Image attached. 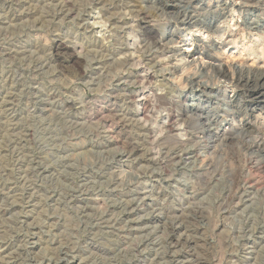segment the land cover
<instances>
[{
  "label": "rangeland",
  "instance_id": "374dc122",
  "mask_svg": "<svg viewBox=\"0 0 264 264\" xmlns=\"http://www.w3.org/2000/svg\"><path fill=\"white\" fill-rule=\"evenodd\" d=\"M256 70L264 0H0V264H264Z\"/></svg>",
  "mask_w": 264,
  "mask_h": 264
},
{
  "label": "bare ground",
  "instance_id": "6f19581e",
  "mask_svg": "<svg viewBox=\"0 0 264 264\" xmlns=\"http://www.w3.org/2000/svg\"><path fill=\"white\" fill-rule=\"evenodd\" d=\"M66 1H68V0H66ZM61 3H62V2H61ZM64 4H66V3H64ZM64 4H63V5L61 4V5H62V6H65ZM67 4H68V3H67ZM61 5H60V8H61ZM68 5L70 6V4H68ZM225 5H226V4H225ZM70 7H71V6H70ZM229 7H230V6H229ZM60 8H59V9H60ZM63 8H64V7H63ZM67 8H68V7H67ZM71 8H72V7H71ZM62 10H63V9H62ZM62 10H61V11H62ZM68 10H69V9H68ZM63 11H64V10H63ZM66 11H67V9H66ZM66 11H65V12H66ZM72 11H73V8H72ZM68 12L71 13V11H67L65 14H67ZM59 13H60V10H59ZM15 15H16V14H15ZM22 15H23V14H22ZM224 17H225V16H224ZM16 18H17V17H16ZM193 18H194V17H193ZM202 18H203V17H202ZM219 18H220V17H219ZM222 19H223V18H222ZM191 20H192V19H191ZM220 20H221V19H220ZM205 21H207V23H208V24H211V26H212L213 23H215V22L217 21V19H216L215 17H212L211 19H206ZM218 22H219V21H218ZM201 23H202V21H201ZM216 25H217V24H216ZM216 25H215V26H216ZM206 27H207V26H206ZM212 27H213V26H212ZM213 29H214V28H213ZM210 30H211V29H210ZM199 31L201 32V30H199ZM214 31H215V30H214ZM161 43H162V42H161ZM52 48H53V47H52ZM66 49H67L66 43L63 44L62 42H58V43L56 44V50H57V52H62V53H63V51H64V50L66 51ZM65 51H64V53H65ZM59 55H60V54H59ZM57 56H58V55H57ZM73 56H74V54H73ZM148 57H149V56H148ZM126 58H127V57H126ZM128 59H129V58H128ZM77 60H78V59H77ZM137 61H138V60H137ZM79 62H80V61H79ZM220 66H221V65H220ZM235 67H236L237 70H239V71H242V70L245 68V66H243V65H236ZM219 69H221V68H219ZM222 70H223V69H221V71H222ZM262 71H263V70H262ZM219 72H220V70H219ZM256 72H258V73H257V74H254V75H252V76H248V80H249V82H252V83L255 85V86L252 85V86H254L253 88H255V89L258 88V89L262 92V91H264V72H261V71H260V73H259V71H257V70H256ZM222 73H225V72H222ZM140 74H141V73H140ZM240 75H241V74H240ZM242 77H244V76H242ZM243 80H244V78H243ZM246 80H247V79H246ZM246 80H245V81H246ZM245 83H246V82H245ZM248 84H249V83H248ZM242 86H243V85H242ZM244 86H246V85H244ZM244 86H243V87H244ZM248 88H250V86H249ZM251 88H252V87H251ZM253 90H254V89H253ZM261 92H260V93H261ZM249 94H250V93H249ZM254 94H255V93H254ZM262 94H263V93H262ZM138 97H139V96H138ZM144 97H145V96H144ZM139 99H140V98H139ZM142 99H143V98H141L140 100H142ZM241 99H242V98H241ZM248 99H249V98H248ZM250 99H251V98H250ZM133 100H134V99H133ZM144 100H145V99H144ZM144 100H143V101H144ZM239 100H240V98H239ZM257 100H259V99H257ZM69 101H71V100H69ZM235 101H236V100H235ZM135 102H136V101H135ZM247 102H248V101H247ZM234 104H235V103H234ZM238 104H239V103H238ZM70 105H71V104H70ZM236 105H237V104H236ZM245 105H246V104H245ZM254 105H255V104H254ZM254 105H253V106H254ZM141 106H142V105H141ZM248 106H249V105H248ZM133 107H134V106H133ZM142 107H143V106H142ZM105 108H106V107H105ZM113 108H114V107H113ZM137 108H138V105H137ZM137 108H136V109H137ZM140 108H141V107H140ZM143 108H144V107H143ZM240 108H241V107H240ZM116 110H117V108H116ZM134 110H135V109H134ZM143 110H144V109H143ZM143 110H142V109H139V112L142 114V113H143ZM114 111H115V109H114ZM242 111H243V110H242ZM143 116H144V115H143ZM134 117H135V116H134ZM168 117H169V116H168ZM168 117H167V118H168ZM143 118H144V117H143ZM171 118H172V117H171ZM135 119H136V118H135ZM135 119H134V120H135ZM129 120H130V118H129ZM141 120H142V115H141ZM141 120H140V117H139L138 122L140 123ZM163 120H164V119H163ZM136 121H137V120H136ZM143 121H144V122H142V121H141V122L143 123V125H145L147 122H146L145 120H143ZM167 121H168V119H167ZM167 121H165V122L168 123ZM174 121H175V120H174ZM128 122H129V121H128ZM171 122H172V121H171ZM174 123H175V122H174ZM179 123H180V122H178V124H179ZM124 124H125V123H124ZM169 124H171V123L169 122ZM180 124H181V123H180ZM132 125H133V124H132ZM139 125H140V124H139ZM141 125H142V124H141ZM141 125H140V126H141ZM172 125H173V124H172ZM174 125H175V124H174ZM174 125H173V126H174ZM127 126H128V125H127ZM145 126H147V125H145ZM145 126H144V127H145ZM176 126H177V125H176ZM176 126H175V127H176ZM182 126H183V125H182ZM182 126L179 125L178 127H179V128H180V127L182 128ZM211 126H212V125H211ZM167 128H168V127H167ZM169 128H170V127H169ZM171 128H172V127H171ZM211 128H212V127H211ZM214 128H215V127H214ZM243 128H244V127H243ZM144 129H146V128H144ZM152 129H153V128H152ZM217 129H218V128H217ZM167 130H168V129H167ZM245 130H246V129H245ZM111 131H112V130H111ZM111 131H110V132H111ZM144 131H145V130H144ZM146 131H147V129H146ZM216 131H217V130H216ZM172 132H174V131H172ZM181 132H182V131H181ZM212 132H213V131H212ZM212 132H211V133H212ZM251 132H253V131H251ZM155 134H156V133H155ZM175 134H177V133H175ZM178 134H179V136H182V135H180V133H178ZM182 134H183V133H182ZM212 134H213V133H212ZM247 134H248V133H247ZM114 135H115V134H114ZM140 135H142V134H140ZM143 135H144V133H143ZM173 136H174V135H173ZM215 137H217V136H215ZM181 138H182V137H180V139H181ZM183 138H184V136H183ZM179 144H180V143H179ZM182 146H183V145H182ZM178 153H179V152H178ZM175 154H176V153H175ZM129 156H130V155H129ZM179 156H180V155H179ZM175 158H176V157H175ZM4 196H5V195H4ZM71 196H72V195H71ZM81 196H82V195H81ZM86 206H87V205H86ZM123 206H124V205H123ZM89 207H90V206H89ZM9 208H10V207H9ZM87 208H88V207H87ZM5 209H6V208H5ZM82 209H83V208H82ZM6 210H7V209H6ZM84 211H85V210H84ZM86 211H87V209H86ZM182 215H183V214H182ZM177 216H178L177 219L180 218V217H179V214H178ZM181 217H185V216H181ZM153 218H154V217H153ZM173 218H176V217H173ZM186 218H187V217H186ZM99 219H100V218H99ZM102 219H103V218H102ZM187 219H189V218H187ZM187 219H184V221L187 220ZM198 219H199V217H198ZM174 220H175V219H174ZM182 220H183V219H182ZM98 221H99V220H98ZM106 221H107V220H106ZM170 222H171V220H170ZM172 222H173V221H172ZM172 222H171V223H172ZM185 222H186V221H185ZM101 223H102V222H101ZM176 223H177V222H176ZM183 223H184V222H182L180 225L178 224L179 226L177 227V232H178V231H181V233H182V231H183V234H184V230L186 231V229H185L184 226L187 225V224L185 223L184 226H183V225H182ZM189 225H190V224H189ZM167 226H168V225H167ZM170 226H171V225H170ZM190 226H191V225H190ZM190 226H188V228H189ZM171 227H172V226H171ZM173 227L176 228L175 225H174ZM96 228H97V227H96ZM174 228H173V229H174ZM188 228H187V229H188ZM183 229H184V230H183ZM198 229H199V228H198ZM170 230H171V229H170ZM190 230H191V229H190ZM190 230H188V231H190ZM172 231H173V230H172ZM192 231H193V230H191V232H192ZM194 231H195V230H194ZM171 233H172V232H171ZM178 234H179V233H178ZM186 234H187V232L185 233V235H186ZM196 234H197V233H196ZM179 235H180V234H179ZM179 235H178V236H179ZM187 235H188V234H187ZM192 235H193V234H192ZM189 236H190V233H189ZM189 236H188V237H189ZM194 236H195V235H194ZM179 237H180V236H179ZM188 237H187V238H188ZM201 237H202V236H201ZM175 238H176V237H175ZM175 238H173V239L171 240V242H170V243H171L170 246H171L172 248H170V247H169V248L171 249V251L173 250L174 247H176V246L182 241L180 238H179V239H177V238L175 239ZM193 238H194V237H193ZM193 238H192V239H193ZM183 239H184V238H183ZM195 239H196V238H195ZM197 239H198V238H197ZM190 240H191V239H190ZM169 241H170V240H169ZM183 241H185V240H183ZM186 241H188V240H186ZM186 241H185V242H186ZM198 241H199V240H198ZM198 241H197V242H198ZM163 242H167V240H166V241H163ZM181 243H182V242H181ZM186 243H187V242H186ZM186 243H184V244H186ZM7 244H8V243H7ZM161 244H162V243H161ZM184 244H183V245H184ZM99 245H100V244H99ZM163 245H164V244H163ZM167 245H168V244H167ZM180 245H181V244H180ZM191 245H192V244H191ZM161 246H162V245H161ZM165 246H166V245H165ZM165 246H164V247H165ZM193 246H194V245H193ZM1 247H2V246H1ZM169 248H168V249H169ZM192 248H194V247H192ZM165 249H166V248H165ZM197 249H198V248H197ZM163 250H164V249H163ZM18 251H19V250H18ZM167 251H169V250H166V252H167ZM173 251H175V250H173ZM173 251H172V252H173ZM196 251H197V250H196ZM163 252H164V251H163ZM166 252H165V253H166ZM180 252H181V251H180ZM182 252H183V251H182ZM161 253H162V252H161ZM173 253H174V252H173ZM175 253H176V252H175ZM191 253H192V252H191ZM193 253H194V252H193ZM196 253H197V252H196ZM158 254L161 255V256H163V255L166 256L167 253H166V254H163V255L160 254V253H158ZM171 254H172V253H171ZM180 254H181V253H180ZM185 254H186V253H185ZM169 255H170V254H169ZM198 255H199V254L197 253V256H198ZM206 255H207V254H206ZM161 256H160V258H161ZM186 256H187V255H186ZM197 256H196V257H197ZM60 257H61V256H60ZM175 257H176V256H175ZM198 257H199V256H198ZM201 257H203V256H201ZM206 257H207V256H206ZM11 258H12V257H11ZM31 258H32V257H31ZM58 258H59V257H58ZM186 258H187V257H186ZM169 259H170V258H169ZM174 259H175V258H173V260H174ZM178 259H179V258H178ZM180 259H181V258H180ZM201 259H202V258H201ZM205 259H207V258H205ZM205 259H204V261H205ZM8 260H9V259H8ZM56 260H57V259H56ZM57 261H58V260H57ZM198 261H199V260H198ZM201 261H202V260H201ZM206 261H207V260H206ZM174 262H175V261H174ZM192 262H193V261H192ZM195 262H196V261H195ZM51 264H52V263H51ZM54 264H55V263H54ZM193 264H194V263H193ZM195 264H196V263H195Z\"/></svg>",
  "mask_w": 264,
  "mask_h": 264
}]
</instances>
